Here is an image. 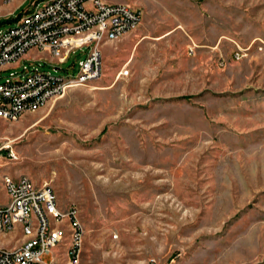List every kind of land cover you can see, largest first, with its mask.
Segmentation results:
<instances>
[{"label": "rangeland", "instance_id": "obj_1", "mask_svg": "<svg viewBox=\"0 0 264 264\" xmlns=\"http://www.w3.org/2000/svg\"><path fill=\"white\" fill-rule=\"evenodd\" d=\"M32 1L0 2V30ZM107 1L141 9L139 27L0 72L103 56L99 79L0 117V200L4 175L51 183L79 207L82 264H264V0Z\"/></svg>", "mask_w": 264, "mask_h": 264}, {"label": "built area", "instance_id": "obj_2", "mask_svg": "<svg viewBox=\"0 0 264 264\" xmlns=\"http://www.w3.org/2000/svg\"><path fill=\"white\" fill-rule=\"evenodd\" d=\"M13 0H0L9 4ZM143 19L141 9L122 2L107 0H33L31 6L14 21L16 24L0 30V72L18 67L33 48L49 49L65 63L71 53L90 39L118 38L136 30ZM94 28H97L94 30ZM74 39L66 36L83 34ZM97 42V43H98ZM68 43L77 47L66 48ZM238 57V55H237ZM103 56L96 47L80 61V73L66 76L24 65L0 82V117L16 120L25 111L35 110L51 97L63 94L70 87L86 85L100 78ZM9 63H17L5 67ZM58 68V67H57ZM17 158L13 151L9 152ZM7 199L0 200V236L6 237L18 227L22 239L15 247L0 246V264H82L81 248L85 229L76 203L63 206L51 183L37 184L29 175L16 178L4 175L1 180ZM64 247L63 252L58 248ZM52 255L45 262L43 255Z\"/></svg>", "mask_w": 264, "mask_h": 264}, {"label": "crops", "instance_id": "obj_3", "mask_svg": "<svg viewBox=\"0 0 264 264\" xmlns=\"http://www.w3.org/2000/svg\"><path fill=\"white\" fill-rule=\"evenodd\" d=\"M3 188V187H2ZM4 190V189H3ZM61 203V202H60ZM8 235H11V238L10 239H4V240H1L0 239V242L2 243V244H5L4 246H6V247H10V248H12V247H15V246H17L18 244H19V242H17V241H15L14 239L16 238V237H19V240H21L22 239V233H21V231H20V228L18 227V229L16 230V231H14V232H12V233H10V234H8ZM0 238H1V236H0Z\"/></svg>", "mask_w": 264, "mask_h": 264}, {"label": "trees", "instance_id": "obj_4", "mask_svg": "<svg viewBox=\"0 0 264 264\" xmlns=\"http://www.w3.org/2000/svg\"><path fill=\"white\" fill-rule=\"evenodd\" d=\"M22 14H23V13H22ZM22 14L18 15V17L21 16ZM11 20H13V19H7V21H11Z\"/></svg>", "mask_w": 264, "mask_h": 264}]
</instances>
